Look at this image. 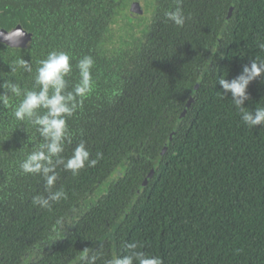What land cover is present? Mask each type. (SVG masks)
<instances>
[{
  "label": "trees",
  "instance_id": "1",
  "mask_svg": "<svg viewBox=\"0 0 264 264\" xmlns=\"http://www.w3.org/2000/svg\"><path fill=\"white\" fill-rule=\"evenodd\" d=\"M88 1L0 0V27H23L33 45L32 57L25 59L30 73L19 70L18 60L5 57L0 46V85L6 73L22 89L21 96L7 93L8 106L0 103V264H86L82 257L94 254L96 264H107L130 255L131 243L161 264H264V125L248 127L218 83L264 60V0H237L231 15L234 0H182L183 27L164 16L175 10L176 0H164L144 55L120 72L102 66L97 56V25L91 22L78 37L76 28L90 20L83 12ZM90 1L99 6L106 0ZM57 9L62 14L46 16ZM61 25L71 30L61 31ZM54 34L67 42L58 52L66 49L73 61L67 91L79 81L78 60L88 55L94 60L95 87L67 118L71 142L65 140L61 156L70 158L80 142L90 159L102 155L77 176L56 166L53 191L62 189L67 198L52 202L49 210L33 204L34 197L48 196L43 175L25 174L19 166L43 138L13 113L23 92L39 91L37 43ZM247 91L245 111L264 107V75ZM119 166L125 176L109 183ZM58 220L64 227L54 233Z\"/></svg>",
  "mask_w": 264,
  "mask_h": 264
},
{
  "label": "clouds",
  "instance_id": "2",
  "mask_svg": "<svg viewBox=\"0 0 264 264\" xmlns=\"http://www.w3.org/2000/svg\"><path fill=\"white\" fill-rule=\"evenodd\" d=\"M182 0H176L175 10L166 11V19L176 26L183 27L185 16L182 7ZM24 32L16 29L6 34H0L4 41L10 45H17ZM260 47L264 49V44ZM71 57L66 52H50L46 59L39 62L40 66L36 70L35 83L39 86V91L29 90L23 92V99L14 110V117L18 121H30L37 127V131L43 138V142L20 163V170L25 174H40L45 180V188L48 196H36L33 204L41 208L51 209L52 202H59L66 199L65 191H53L58 179L56 166L63 165L66 171H70L73 176L79 175L80 171L87 166L94 167L102 154H97V159H90V152L84 142H80L74 149L70 158L65 160L61 153L64 151L65 140L71 142L68 136L67 118L71 117L83 99L87 98L93 91L95 85L93 81L92 69L94 60L91 56H84L78 60L75 67L79 70V81L72 91H67L68 82L66 77L72 72L73 65ZM18 67L25 71H31V66L25 59L16 61ZM16 68L13 67L12 71ZM264 75V60H253L250 66L245 65L242 73L232 79L221 78L219 84L224 90V94L230 93L232 101L240 110L242 121L250 128L264 125V107H256L254 111H245V101L250 99L248 87L250 83L258 77ZM0 87L5 88V93H0V103L8 106L10 103L8 92L21 96L22 89L19 84L6 81ZM45 110L40 114V110ZM75 211V209H73ZM64 227V221L58 220L52 231L58 233ZM137 244L131 243L127 248L131 250L130 255L113 257L107 264H161V260L155 256H146L142 251H136ZM82 259L86 264H96L97 255L90 257L84 255Z\"/></svg>",
  "mask_w": 264,
  "mask_h": 264
},
{
  "label": "flooded vegetation",
  "instance_id": "3",
  "mask_svg": "<svg viewBox=\"0 0 264 264\" xmlns=\"http://www.w3.org/2000/svg\"><path fill=\"white\" fill-rule=\"evenodd\" d=\"M50 5L51 3L48 2L46 6L49 7ZM163 7L164 0H106L105 3L99 6L96 2L91 3L89 0L83 12H85V16H89L90 20L87 24H82L84 27L76 28L77 30L79 29L78 37L82 38L85 33L84 29H87L88 25L93 22V24L98 27V31L94 34V37H98V39H93V43L97 48L99 47V50L96 49V52L100 53L97 56H99V59H102V66H111L113 71L120 72L121 68L126 65L125 69L127 70L130 67V63L134 61V58L140 60L144 55L142 52L146 49L150 38L153 36L155 22L162 14ZM64 13H68V10L65 9ZM45 14L48 17H50L51 14L56 16L62 14V9L46 12ZM103 15L105 16L101 22L99 18ZM70 17L71 16H69L68 20H70ZM45 21L49 23V19ZM61 26V31L67 29L69 32L71 30V26H65V28L63 25ZM16 29H22L28 40L22 37L17 45H10L9 42L4 41L3 38L0 37L1 52L5 57L14 58L15 61L20 59H28L29 61V58L32 57L33 45H31L32 38L27 30L23 27H17L8 31L0 27V34H6ZM41 31L44 33L45 28L41 29ZM55 35L56 34H54V37L45 36L44 39L41 37L38 41L37 44L39 45L41 56L39 62L46 59L50 52H58L61 47L67 44V42H63L61 38L55 37ZM86 37L87 36L84 38ZM67 38L69 39V37ZM63 51L67 53L66 49H63ZM130 58L132 59L129 60ZM70 62L73 64L72 60ZM19 70L30 73L23 68H19ZM10 72L15 75L16 79L20 77L18 75L19 71H12V69H10ZM1 76L5 79L3 83L12 81L11 75L5 73ZM114 232L115 229L113 228L110 235H113Z\"/></svg>",
  "mask_w": 264,
  "mask_h": 264
},
{
  "label": "water",
  "instance_id": "4",
  "mask_svg": "<svg viewBox=\"0 0 264 264\" xmlns=\"http://www.w3.org/2000/svg\"><path fill=\"white\" fill-rule=\"evenodd\" d=\"M236 1H237V0H234L233 5L231 6L230 15H231V14L233 13V11H234V7H235V4H236ZM23 37H24L25 40H28V38H27V36H26L25 33H24V36H23ZM211 60H212V58H210V61L207 63V65H206V67L204 68V70H203V72H202L200 78L198 79V81H197V83H196V85H195V89L193 90V92H192V94H191V98H190V100H189V102H188V107H189V106L191 105V103L193 102V100H194V98H195V95H196V93H197V91H198V89H199V87H200V84L202 83V81H203V79H204L206 73L208 72L209 66H210V64H211ZM180 123H181V119H180L179 122L176 124V126L174 127V130H173L172 133L170 134V136H169V138H168V140H167V142H166L164 148L162 149V151H161V153H160V155H159V157H158V160H157V162H156L154 168L152 169L151 173L149 174L147 180H149V179L152 177V175L156 172V170L158 169V167H159V165H160V162H161V160H162L164 154L166 153V151H167V149H168V147H169L171 141L173 140V138H174V136H175V134H176L177 129L179 128ZM121 176H122V177L125 176V169H124L123 166H119V167L115 170V172H114V173L111 175V177L109 178V183H110L111 181H113V179H115V178H118V179H119ZM147 180H146V182H147Z\"/></svg>",
  "mask_w": 264,
  "mask_h": 264
},
{
  "label": "rangeland",
  "instance_id": "5",
  "mask_svg": "<svg viewBox=\"0 0 264 264\" xmlns=\"http://www.w3.org/2000/svg\"><path fill=\"white\" fill-rule=\"evenodd\" d=\"M102 190V189H101Z\"/></svg>",
  "mask_w": 264,
  "mask_h": 264
}]
</instances>
